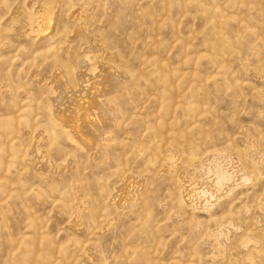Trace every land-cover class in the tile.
I'll return each instance as SVG.
<instances>
[{"label": "rangeland", "instance_id": "obj_1", "mask_svg": "<svg viewBox=\"0 0 264 264\" xmlns=\"http://www.w3.org/2000/svg\"><path fill=\"white\" fill-rule=\"evenodd\" d=\"M104 46L121 62L95 61ZM108 63L128 89L118 120L108 81L94 99L109 140L91 158L49 118L41 75L61 69L60 97L81 104ZM211 154L232 178L201 175ZM124 177L139 195L119 213ZM0 264H264V0H0Z\"/></svg>", "mask_w": 264, "mask_h": 264}, {"label": "bare ground", "instance_id": "obj_2", "mask_svg": "<svg viewBox=\"0 0 264 264\" xmlns=\"http://www.w3.org/2000/svg\"><path fill=\"white\" fill-rule=\"evenodd\" d=\"M29 6L34 7L36 5L33 2V3H29ZM36 9L37 8H35V11ZM88 12H89L88 10H85V11L76 12V15L75 13L72 14L73 18L76 21L73 32L74 36H83V34H86L87 32L91 31V29L87 28L84 24L86 19H83L84 17L88 16ZM14 16L16 17L17 20L16 23L17 28H20L22 25L27 24L26 19L23 17L22 13L18 10V8H16ZM49 20H51V16H49V13L47 11H42L41 14L32 21L30 25L32 28L31 32L40 33L38 36H41L42 32L49 29L50 27ZM102 29L103 27L100 26L96 32ZM99 41H100L99 37H96V44L98 46H99ZM96 53L99 54H97V56L95 57V61H100V62L102 61L106 63L107 62L106 59L108 60L113 59L117 64L120 63L122 60L117 52H112L109 48H105V46L104 48H101V52L99 51V49H96ZM110 66L111 65L108 63V65L105 67L108 73L105 71L106 74H102L101 76L99 74H96V76H90L88 81L83 82L80 86L82 87L84 84L87 85H85L77 92L75 91L72 92L73 96L77 93L80 94L83 93L85 95L84 99L86 102L81 104H78V102H74L73 98L71 99L66 98L64 93L67 92L68 94L67 91V89L69 88L68 85L64 86L66 89H63L64 90L63 95L62 97H60V93L58 92V90L61 89H58L57 83L59 78L63 76L61 69L57 67L52 74L51 73L48 74L44 72L41 75V82L43 83V85L48 88H50L51 86L56 91V97L54 98L53 101V103H55V107L52 109L49 118H51L54 125L65 130L66 134L72 140H74L79 145H81L85 150H87L91 158L94 157L93 152L96 149L105 151L104 142H107L109 140L107 138H104L103 123H98L100 120H102V116L93 108L94 99L98 98V93L100 89L106 86L108 81L111 86L109 90V96L106 97V102H104V104L100 108H102L105 116H107L111 120L112 119L114 120L115 118L116 120H118L117 117L118 110L113 100L123 96L128 89V86L126 84L127 80L124 79V75L120 72V69L115 66L109 69ZM104 77H106L105 82H103ZM89 118H92V120H87ZM70 119L73 120V124L71 126L67 125L66 123V121H69ZM80 123H88V125L83 126ZM85 128L93 133V135L95 136L96 143L91 144L90 133L86 131ZM211 155L213 156L208 157L206 160L203 161L201 160L197 162L200 167L199 169L201 170L202 173V174L201 173H197V174H201L204 176L212 174L215 177V179L213 178V180L216 181L217 183H221L220 181H225L226 179L232 178V174H233L232 171H230L229 169L227 170V166L230 164V159L227 157L221 158L219 155H214V154ZM199 177L200 175H198V178ZM244 177L246 176H242V178ZM134 179L135 178L131 180ZM127 180L128 179L124 177L123 184L117 188V194L112 199V202L117 207L119 213H124L123 211H129L130 207L138 199V195H139V193L138 195H136L137 194L136 190L139 189L138 188L139 184L135 182L136 179L135 181L130 180L131 182ZM180 181L182 183V192H181L182 201H183L184 192H186L190 198H194L197 190L195 189V186L192 184L191 180H190L191 183H189L188 181L182 178H180ZM213 191L211 189H206V188L201 189V193L203 195L211 196ZM213 195H215V193Z\"/></svg>", "mask_w": 264, "mask_h": 264}]
</instances>
